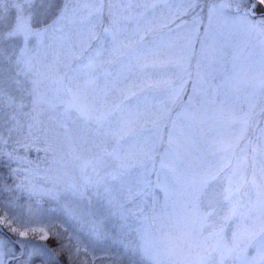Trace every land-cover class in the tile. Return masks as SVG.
<instances>
[{"label": "rangeland", "instance_id": "rangeland-1", "mask_svg": "<svg viewBox=\"0 0 264 264\" xmlns=\"http://www.w3.org/2000/svg\"><path fill=\"white\" fill-rule=\"evenodd\" d=\"M48 2L0 0L17 255L56 233L75 264H264V0H69L32 28Z\"/></svg>", "mask_w": 264, "mask_h": 264}, {"label": "trees", "instance_id": "trees-1", "mask_svg": "<svg viewBox=\"0 0 264 264\" xmlns=\"http://www.w3.org/2000/svg\"><path fill=\"white\" fill-rule=\"evenodd\" d=\"M68 2L69 0H49L46 6L48 9L45 12L44 20L41 22L37 20L36 17H33L36 22L34 25L35 27L32 28H47L59 17V11H61ZM251 19H264V8L258 6L255 10V16ZM11 95L15 101L22 100L23 102L25 100L24 93L21 89L14 90ZM31 155L33 156L32 153ZM18 165L19 163L11 159L10 156H7L5 152H0V215L2 214L3 204L6 200H9L7 197L9 189H13L17 181H20L22 178L20 171H16ZM0 236L9 241L6 258L11 259L9 262L10 264H19L24 261L28 264H75L73 246L70 245L69 242L65 243V238L60 234L50 233L48 239L44 243H41L43 247L51 252V256H48L47 259L38 256H30L29 254L18 257L17 254L20 248L17 245V242L20 241H16L13 237H9L3 233H0ZM10 246L13 248L12 250L10 249Z\"/></svg>", "mask_w": 264, "mask_h": 264}, {"label": "water", "instance_id": "water-1", "mask_svg": "<svg viewBox=\"0 0 264 264\" xmlns=\"http://www.w3.org/2000/svg\"><path fill=\"white\" fill-rule=\"evenodd\" d=\"M256 2H257V0H253L252 7H251V11H252V9L254 8ZM251 11H250V12H251Z\"/></svg>", "mask_w": 264, "mask_h": 264}]
</instances>
